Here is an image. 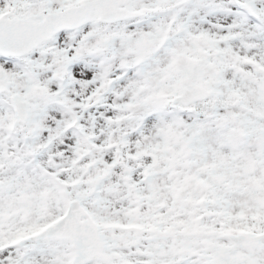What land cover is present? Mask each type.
I'll return each instance as SVG.
<instances>
[{"label": "snow or ice", "instance_id": "6c2138e0", "mask_svg": "<svg viewBox=\"0 0 264 264\" xmlns=\"http://www.w3.org/2000/svg\"><path fill=\"white\" fill-rule=\"evenodd\" d=\"M0 264H264V0H0Z\"/></svg>", "mask_w": 264, "mask_h": 264}]
</instances>
